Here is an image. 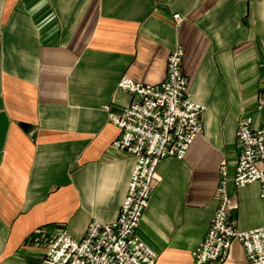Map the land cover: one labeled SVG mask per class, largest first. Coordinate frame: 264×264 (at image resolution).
I'll return each instance as SVG.
<instances>
[{
  "label": "crops",
  "instance_id": "1",
  "mask_svg": "<svg viewBox=\"0 0 264 264\" xmlns=\"http://www.w3.org/2000/svg\"><path fill=\"white\" fill-rule=\"evenodd\" d=\"M0 29V264H38L58 229L81 239L118 217L136 163L112 144L110 113L135 100L118 82H162L177 45L203 130L159 163L137 233L156 264H192L220 168L235 172L239 119L264 125V0H0ZM229 189L234 224L263 226L260 183ZM208 264L249 262L234 240Z\"/></svg>",
  "mask_w": 264,
  "mask_h": 264
},
{
  "label": "built area",
  "instance_id": "2",
  "mask_svg": "<svg viewBox=\"0 0 264 264\" xmlns=\"http://www.w3.org/2000/svg\"><path fill=\"white\" fill-rule=\"evenodd\" d=\"M176 18L178 22L183 19L179 14ZM183 58L184 49L177 45L169 55L166 78L157 84L121 77L118 88L132 93L135 100L120 113H110V120L121 129L112 144L134 155L136 163L119 215L111 222L94 219L81 239L66 228L58 229L48 237L38 264H156L157 252L137 232L159 180L158 166L167 157L186 155L203 130L207 109L190 97ZM259 107L264 108V96L259 98ZM237 146L234 174L230 175L226 164L220 168L218 207L202 242L192 252V264L225 262L234 240L242 243L249 264H264V225L241 230L234 224L231 212L236 204L229 189L231 181L236 188L259 182L264 199V125L255 127L252 116L242 115Z\"/></svg>",
  "mask_w": 264,
  "mask_h": 264
}]
</instances>
